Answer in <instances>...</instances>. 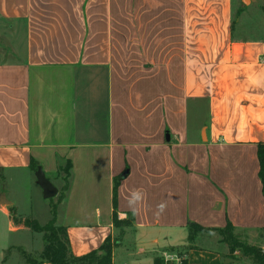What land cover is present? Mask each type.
<instances>
[{"label":"crops","instance_id":"1","mask_svg":"<svg viewBox=\"0 0 264 264\" xmlns=\"http://www.w3.org/2000/svg\"><path fill=\"white\" fill-rule=\"evenodd\" d=\"M234 1L0 0V230L23 242L0 264L34 240L12 211L42 222L39 168L76 257L248 264L188 248L190 223L264 249V0Z\"/></svg>","mask_w":264,"mask_h":264},{"label":"trees","instance_id":"2","mask_svg":"<svg viewBox=\"0 0 264 264\" xmlns=\"http://www.w3.org/2000/svg\"><path fill=\"white\" fill-rule=\"evenodd\" d=\"M260 159V177L264 184V148L259 150ZM72 164L67 162L65 167L60 168L61 172L65 173L66 180L65 187L62 192V197L64 199L66 191L68 190V181L71 176ZM114 206L116 209L117 204V184L114 187ZM57 205H51V221L46 225L39 224L36 220L32 219H20L16 216V212L13 210V221L15 225H24L28 227L32 232L39 233L43 235L44 248L39 256L35 258H30L26 252L19 250L26 260V264H113V249L116 244L112 238H107L102 246L91 253L76 257L71 251L70 240L68 237L67 229L64 227H59L57 225ZM113 223L116 228H129L133 226V220L128 219L125 221L119 220L118 214L115 212L113 215ZM203 234H213L218 235L221 238V242L229 248L228 257L236 258L235 252H239L242 256L250 259L254 264H264V255L262 251L256 247L249 246L245 244L236 234L235 229L228 224L227 227L223 229H206L200 227L197 224H189V244H193L199 235ZM180 257L182 254H178ZM154 264H166L163 259L156 258ZM181 264H188L185 259L182 260Z\"/></svg>","mask_w":264,"mask_h":264},{"label":"rangeland","instance_id":"3","mask_svg":"<svg viewBox=\"0 0 264 264\" xmlns=\"http://www.w3.org/2000/svg\"><path fill=\"white\" fill-rule=\"evenodd\" d=\"M244 2H245V0H244ZM234 3H235V6L239 5L238 0H235ZM245 3L249 4V1L246 0ZM238 19L239 18H237V20L235 19L238 22L237 25H236V31L240 30V28L243 26L242 24H243V22L245 20V19L244 20L242 19V21H240ZM59 175L62 177L63 180H66V176H65L64 172L60 171ZM64 184H65V181H64ZM64 187H65V185H64ZM64 187H63V189H64ZM63 189L61 190V194L63 192ZM44 202H47V203H44V205L43 204L42 205L35 204V208H34V210L38 214L40 220L42 221L41 222L42 225L48 224L51 221L50 219H52V215H51V212L49 210L51 208V205H52V199H48L47 201H44ZM0 231H1V233H0V244H4L7 240L11 241L12 243H15L17 241V239L19 238L18 235L9 236L6 233V229L2 228ZM31 233L34 236L33 237L34 240L27 241L26 238L24 237V239H25L24 243H26V245L24 246V244H23L21 247L28 252L27 255L30 258H35L36 259L39 256V254L42 252L43 248H44V241L42 239L43 235L39 234V233H34L32 231H31ZM200 236H204V237L198 238L193 244H189L188 248H193V247H196V246H198V247H207V248L208 247H212V246L216 245L214 242H216V240L218 238H220L218 235L212 236L211 234H203V235L201 234V235H199V237ZM242 241L245 244H247V242L243 238H242ZM17 242L23 243L22 242V238L20 240H18ZM247 245H249V244H247ZM213 248L222 250L220 246H215ZM36 251H38L39 254ZM228 252H229V248H228ZM6 253H8L7 254L8 264H18L17 262H21L20 264H26V260L24 259V256L21 254V252L18 249H13L11 251L8 250ZM262 254L264 255L263 252H262ZM237 258L240 261H244L245 260L248 264H254V263H252V261L250 259L242 256L240 253L237 254Z\"/></svg>","mask_w":264,"mask_h":264},{"label":"water","instance_id":"4","mask_svg":"<svg viewBox=\"0 0 264 264\" xmlns=\"http://www.w3.org/2000/svg\"><path fill=\"white\" fill-rule=\"evenodd\" d=\"M36 179L37 184L40 186V188L43 191V195L45 199H53L58 195L57 188L45 177V174L43 173L42 169L39 168L36 172ZM237 261L232 259H227L225 261V264H231L236 263Z\"/></svg>","mask_w":264,"mask_h":264},{"label":"built area","instance_id":"5","mask_svg":"<svg viewBox=\"0 0 264 264\" xmlns=\"http://www.w3.org/2000/svg\"><path fill=\"white\" fill-rule=\"evenodd\" d=\"M262 252L264 253V249L262 250ZM163 260L166 264H181L183 258L176 254H169L165 255Z\"/></svg>","mask_w":264,"mask_h":264},{"label":"clouds","instance_id":"6","mask_svg":"<svg viewBox=\"0 0 264 264\" xmlns=\"http://www.w3.org/2000/svg\"><path fill=\"white\" fill-rule=\"evenodd\" d=\"M135 195V194H134Z\"/></svg>","mask_w":264,"mask_h":264}]
</instances>
